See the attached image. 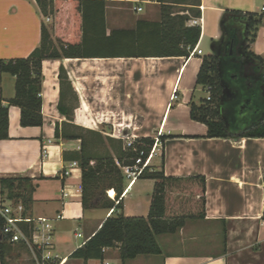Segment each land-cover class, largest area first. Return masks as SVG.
Returning <instances> with one entry per match:
<instances>
[{"label": "crops", "instance_id": "crops-1", "mask_svg": "<svg viewBox=\"0 0 264 264\" xmlns=\"http://www.w3.org/2000/svg\"><path fill=\"white\" fill-rule=\"evenodd\" d=\"M47 1H54L60 14L45 16L37 0H0V60L29 58L41 45L43 25L49 30V23L58 47V40L82 41V20L69 14L68 1L75 0ZM95 1L106 2L107 36L115 30H135L140 21L159 23L162 5L170 6L172 16L187 17L186 27H198L192 22L199 20L198 47L202 50L209 38L214 49L209 55H215L225 37L228 11L264 14V0ZM249 49L264 60V24ZM202 51V57L46 59L43 125L23 127L21 109L9 106V138L0 140V179L33 180L34 204L28 216L52 220L56 251L60 236L74 233L77 239L79 229L87 231L81 242L59 255L66 258L65 264L82 261L69 257L114 211L105 209L98 225L89 227V210L82 204V171L79 163L72 165L83 136L105 141L176 136L163 143V168L153 167L166 177L203 176L207 181L205 218L188 220L177 232L157 236L161 255L139 256L124 264H264V138H206L207 126L191 119V101L200 102L195 100L201 87L197 76L203 58L209 56ZM15 84L14 76L0 71L3 105L14 98ZM154 184L139 179L122 195L125 216H148ZM12 248L26 249L21 243ZM115 254L114 262L122 264L118 250ZM94 263L99 261L87 264Z\"/></svg>", "mask_w": 264, "mask_h": 264}, {"label": "trees", "instance_id": "trees-1", "mask_svg": "<svg viewBox=\"0 0 264 264\" xmlns=\"http://www.w3.org/2000/svg\"><path fill=\"white\" fill-rule=\"evenodd\" d=\"M157 1L164 2V0ZM37 2L45 16L60 14V8H55L54 1L37 0ZM68 3L71 7L69 14L72 19L78 22L82 20L81 42L66 43L58 40L60 45L58 47L48 28L43 25L41 45L29 58L0 60V71L16 78L14 98L10 99L6 106L0 101V140L9 138V106L11 105L21 109L23 127L43 125L41 93L44 60L189 57L190 50L198 45L201 37L200 27H186L187 17L172 16L171 7L167 5H162L161 22L140 21L135 30H115L107 36L105 1L75 0ZM227 14L226 24L240 22L238 26L245 29V34H242L245 37V56L260 65L261 71H257L259 79L252 82L241 76V80L246 83L244 89L231 79L232 75H236L237 81V74L240 76L239 66L222 65L215 55L205 56L196 84L205 91L209 88L211 98L210 100L202 98L199 104L191 101L190 116L192 120L207 126L206 138L235 140L264 138V60L249 49V43L254 41L258 28L264 24V14L241 11H228ZM232 31L231 29V36ZM225 82L229 84V88L237 98L231 104L223 106L221 98ZM225 106L227 111L229 110V115L223 114ZM248 112H253L254 117L250 119L244 117ZM240 125L243 127L240 128ZM66 138L76 140L75 137ZM172 138L176 136L159 137L162 143ZM80 140V151L72 158L77 160L82 171L83 208L114 211L102 223L100 229L71 254L70 259L82 260L85 264L91 260L102 262L106 256L105 249L118 250L122 264L139 256L161 255L162 250L157 242V236L177 232L188 220L205 218L206 178L166 177L162 169L156 170L155 167L147 169L140 178L155 181L148 216H125L122 199L125 179L117 163L121 166L133 164L139 152L141 150L148 152L155 140L139 139L130 148H125L122 141H105L84 136ZM163 156L162 152L161 168L164 166ZM65 158H68V155H65ZM0 188L2 195L7 199L23 205V215L30 214L36 189L32 179L2 178ZM108 191L113 192L115 200L107 197ZM12 246L13 244L5 240L0 232L1 264H8L6 258L11 253Z\"/></svg>", "mask_w": 264, "mask_h": 264}, {"label": "built area", "instance_id": "built-area-1", "mask_svg": "<svg viewBox=\"0 0 264 264\" xmlns=\"http://www.w3.org/2000/svg\"><path fill=\"white\" fill-rule=\"evenodd\" d=\"M136 10L140 11L141 9L139 8ZM192 24L193 26L201 28L199 20H194ZM190 56L202 57L203 51L199 49L197 45L193 50H190ZM208 90L209 88L206 90L208 93L206 98L210 100L211 97ZM123 141L125 142L124 147L130 148L137 140L123 139ZM162 149L163 143L160 139H156L148 152L145 150L139 152V156L135 159L133 164L121 166L117 163L125 179L126 187L124 193L128 192L129 189L135 185L147 169L153 167V159L162 156ZM72 165L77 166L78 162H74ZM66 174L68 175L69 172ZM108 194L110 196L109 191ZM110 198L115 200V196H110ZM116 203L118 204V201ZM23 212V205L21 203L16 204L7 199L2 195L0 188V232L2 237L13 245L20 243L25 245L30 253L33 264H65L66 258H61L56 252V245L54 242L55 230L52 220L48 217L34 218L25 216ZM61 218V215L57 217L59 220ZM108 251L109 249H105L104 253L106 254ZM101 263L114 264L106 258Z\"/></svg>", "mask_w": 264, "mask_h": 264}, {"label": "rangeland", "instance_id": "rangeland-1", "mask_svg": "<svg viewBox=\"0 0 264 264\" xmlns=\"http://www.w3.org/2000/svg\"><path fill=\"white\" fill-rule=\"evenodd\" d=\"M48 25H49L48 26L49 30L52 31L53 30V27H52L53 24L49 23ZM51 31H50V33H51ZM202 50L205 51L206 55H209L211 53L213 54V45H212V41L209 38L205 39V41H204V43L202 45ZM234 76H236V75H232L231 76V79L234 80V81L233 80L232 81L235 82V84L238 83L240 86H242V88L245 89L246 88V85H245L246 83H245L244 80L243 81L241 80V76H242L241 73H240V76L237 74V76H238L237 81L234 79ZM241 83H243V84H241ZM238 84H237V86H238ZM207 96H208V93L205 90H203L202 87H199L197 89V91H196V94H195V100L197 102H199L201 98H206ZM244 117H247V118L250 119V118L254 117V114H253V112H248L246 114V116H244ZM242 127H243V125H240V128H242ZM236 129L237 128H234L233 130H236ZM122 142H123V145H125V142L124 141H122ZM102 151L103 150L101 149V152ZM161 160H162V156L155 157L153 159V162H152L153 166L154 165H158L157 169H160L161 168ZM106 195H107L108 198H110L108 192H107ZM105 214H106L105 209H102V208L101 209H90L88 211V213H87L89 227L90 228L96 227L98 225V223L104 218ZM144 214H146V213H144ZM78 232H79V234H81V236L79 238H77V239L75 238L74 233H70V234H68L66 236H62V237L60 236V238L58 239V247H57L58 248L57 250H59V252L58 251H56V252L61 257H63L66 254L67 250L73 244H75V242H78V241L81 242L85 238V236L87 234V231L86 230H82V229L81 230L79 229ZM82 234H84V235H82ZM9 256H10V258H9L8 264H33L32 260L30 258V253L27 250V248L26 249H22V248H15L14 249V248H12L11 253L9 254ZM105 258L107 260L113 261L114 264H119V261H115L114 262V260L116 258L115 250L108 251L106 253ZM77 263H79V264L81 263L82 264L83 262L79 261ZM94 264H102V263H101V261H99V263H94Z\"/></svg>", "mask_w": 264, "mask_h": 264}, {"label": "flooded vegetation", "instance_id": "flooded-vegetation-1", "mask_svg": "<svg viewBox=\"0 0 264 264\" xmlns=\"http://www.w3.org/2000/svg\"><path fill=\"white\" fill-rule=\"evenodd\" d=\"M235 40L228 36L223 38V40L218 44L215 50V56L218 58L220 64L231 65L233 67L239 66V72L241 75L249 81H257L259 79V73L257 71L260 70V65L258 62L248 59L245 56L244 48H241L240 40ZM236 79V76H234ZM229 87V84L224 83ZM231 95L225 96L223 106L227 104H231L236 100V94L232 91ZM227 107L223 108V114L229 115V110L227 111ZM226 109V110H225Z\"/></svg>", "mask_w": 264, "mask_h": 264}, {"label": "water", "instance_id": "water-1", "mask_svg": "<svg viewBox=\"0 0 264 264\" xmlns=\"http://www.w3.org/2000/svg\"><path fill=\"white\" fill-rule=\"evenodd\" d=\"M240 24V22H235L233 24H226L224 23V31H225V36L226 38L228 36L232 37L235 41H238L240 40V45H241V48H244V45H245V37L242 35L243 33L245 34V29L244 28H240L238 25ZM233 30L232 31V36L230 34V30ZM234 41V42H235ZM213 52H214V49H213ZM223 86H224V91H223V95H222V98H221V105H223V102H224V98L225 96H230L231 95V90L229 89L228 86H226L224 83H223Z\"/></svg>", "mask_w": 264, "mask_h": 264}]
</instances>
